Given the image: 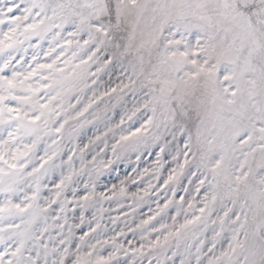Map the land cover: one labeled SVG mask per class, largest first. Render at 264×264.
<instances>
[{
  "label": "snow or ice",
  "instance_id": "6c2138e0",
  "mask_svg": "<svg viewBox=\"0 0 264 264\" xmlns=\"http://www.w3.org/2000/svg\"><path fill=\"white\" fill-rule=\"evenodd\" d=\"M0 264H264V0H0Z\"/></svg>",
  "mask_w": 264,
  "mask_h": 264
},
{
  "label": "rangeland",
  "instance_id": "374dc122",
  "mask_svg": "<svg viewBox=\"0 0 264 264\" xmlns=\"http://www.w3.org/2000/svg\"><path fill=\"white\" fill-rule=\"evenodd\" d=\"M121 173H123V165H121ZM143 211H147V208H144ZM115 214V213H114Z\"/></svg>",
  "mask_w": 264,
  "mask_h": 264
}]
</instances>
